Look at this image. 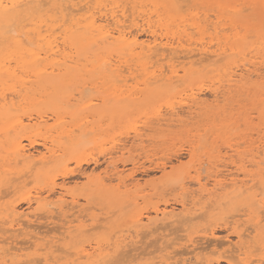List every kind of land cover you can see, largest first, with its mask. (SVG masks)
I'll return each mask as SVG.
<instances>
[{"label": "rangeland", "instance_id": "374dc122", "mask_svg": "<svg viewBox=\"0 0 264 264\" xmlns=\"http://www.w3.org/2000/svg\"><path fill=\"white\" fill-rule=\"evenodd\" d=\"M76 1L67 0V3L71 5L76 2L75 4L79 3L77 4L78 6L84 5L85 3L83 2L85 0ZM113 2L118 5L114 6ZM162 2L164 1L91 0V2L88 1L87 5L92 6L94 9L100 8L101 13L106 9L105 12L108 13L115 10V13L121 16V18L119 17L121 21L127 19L126 15H129L128 19L123 20L124 23L123 21L122 23L125 27H128L126 28L128 31L130 27L134 26L131 30H133L132 32L135 33L139 41L141 39L143 41L145 39V41L151 39L152 34L158 36V39L161 38L163 42L166 40L172 43L173 41L172 44L178 47L179 54L176 52L177 54L174 53L172 56L176 55L173 57H177V55H180L179 57L169 60L171 55H166L167 57L164 56L165 58L163 56H154L152 59L138 55V48L133 50V48L131 49L128 46L123 48L125 50L114 49L115 47L112 43L99 39L98 32L95 31L93 32V39L87 46L79 49L72 47L70 50L66 46L67 49L65 48V52L68 55L75 56L74 59L76 60V63L71 62L74 66L72 72L69 74L56 73L49 78H35L30 76L31 78H27V83L22 90H20V86L16 83L14 85L17 87V90L14 87V93H8V97L13 98V101H16V105H20L17 106L13 114L16 117L18 115V118L22 119L24 129L18 127L17 132L21 130V133H25L26 136L31 137L36 142L33 147H28V150L34 154L39 150L43 151L41 142L42 137L46 136L50 137V139H55V143L60 144L62 147L58 152L62 156L58 154L55 161L51 162L47 167L42 168L41 166H36L32 168L31 173L25 174L22 169V172H20L25 174L22 177L19 176L21 173L18 174L16 172L18 168L16 169L14 167L13 162H7L8 158L5 150L0 148V157H2L0 165L3 164L0 167V170L3 171L0 172V175L2 174L1 176H3L0 177V189L5 190L8 187L4 182L7 181V178L10 181V178H12L10 176H13V180L10 182H13L14 186H21H19L20 188L15 187V189H13L14 186L13 188H7L8 192L12 190L10 193H7L6 190L3 191L7 195L1 191L3 195H0V205L3 206L5 203L12 202L18 206L16 210L20 211V213L23 212V214L27 213V217L29 216L28 221L30 220L29 222L27 221L26 225H22L20 229L18 228V231L22 229V232H17L16 227H14L15 230L12 232L10 229L8 231V228L6 231L11 232L12 245L20 246L23 249L19 253L22 254L27 250L29 252H25L24 254H29V256L26 255V258L30 257L31 259L32 257L38 256L36 260L33 258L32 261L34 263L32 261L22 262L21 259L22 264H59L57 262L61 261L62 264H86L84 257L80 259L76 255V249L80 251L83 248L87 251L89 250L88 252H92L94 248L101 253L106 250V252L111 253V256L117 251L115 258L113 255V259L111 257L112 260L109 259L111 261L108 263V260L107 264H119L120 260V264H183V261L186 262L187 260L193 262L190 263L187 261L190 264H207L209 260L218 261L219 264H236L232 261L230 254L232 256L237 254V245L243 247L242 251L245 252V254L243 252L240 254L243 264H264V241L261 240L264 239V214H262L264 213V208L261 205L257 208L255 203V200L260 199L262 196L264 197V186L262 187L264 185V0H189V2L188 0H171L167 7H164V3ZM182 5L185 6L182 7ZM126 8L127 10L125 11ZM50 9L51 6L49 5L43 7L40 15H45V17L42 18L45 19L47 15L52 14ZM75 11L71 12L72 14H68L69 16L67 15L66 19L68 21L66 20L61 28L68 26L71 18H77L78 15ZM121 12H124V14H120ZM74 13L76 14L74 15ZM98 13L96 14L97 17H99ZM172 13L174 14L172 15ZM22 15L16 16L12 22H19L17 28L23 26L22 29L24 30L25 27L29 28L30 25L24 26L22 24L27 22L22 21ZM223 16L225 17L223 18ZM122 17L124 18L122 19ZM37 19L39 18L35 20ZM110 20L111 18L108 19L109 22H111ZM147 20L151 21V23ZM185 21L187 22L185 23ZM47 22L49 23L48 19ZM102 22L104 23L105 21L103 20ZM54 23L57 25L60 22L56 21ZM148 23L151 25L148 26ZM14 25L17 26L15 23ZM218 28H220L219 32ZM59 31L60 29L56 28V32ZM247 35H250V37ZM231 36L233 37L231 38ZM8 43L10 42L7 41L5 44L0 45V55H4L6 50L8 51L13 48L12 43ZM205 45L208 46L206 47ZM213 45L216 46L214 47ZM209 46L213 47L210 49L212 51L214 49V53L210 51ZM217 47L223 53L220 49H216ZM182 48L185 50L181 51ZM201 48H206L210 52L205 53L207 55L199 54L198 49ZM193 53H196L197 61ZM187 54H191V56H187L189 57L187 58L185 56ZM229 54L231 55L229 56ZM208 55L212 56L208 57ZM218 55L221 57L225 55V58L218 61L217 58H220ZM201 56H205L207 59L205 57L203 60L198 58ZM122 57L126 58L123 59ZM215 59L217 62H215ZM151 61H153V66ZM180 61L182 62L180 63ZM193 61H196V63L192 64ZM212 62L215 65L210 64ZM167 63L169 65L168 67ZM111 64L120 65L121 76L127 80H125L124 84L120 81L121 77H117L110 71L114 68ZM174 64L175 66H173ZM157 65L158 67H156ZM146 66H149V69L147 67V70H145ZM172 66L178 70L179 77L177 79L175 77L168 81L162 78L157 83L146 85L147 82L152 81L148 79L152 73L154 75L157 71L158 75L157 73L155 75L160 78L165 73V75L169 74L168 68L170 69ZM219 67L220 69H218ZM162 68L164 69V73H162ZM239 75L244 76L243 79H240ZM178 79L181 81L179 84ZM160 82H166L167 84L161 85ZM174 86L176 87L174 88ZM10 91L12 90L10 89ZM223 93L224 95H222ZM18 94L23 99L18 97ZM215 95L217 96L215 97ZM194 96H196L195 101ZM67 104L70 106H67ZM194 111L197 112L194 114ZM37 112L43 115L46 121L45 127L49 130L46 128L28 127L30 124V122H27L28 115H31L34 120ZM191 116L193 117L191 118ZM160 120L161 123L159 124ZM13 131L9 130L8 134L12 135L14 133ZM5 133L3 123L0 120L1 139H5L7 135ZM80 133H82L81 136ZM69 139H73L75 144H78L79 141H82L83 144L80 142L81 144L79 145L74 146V143L69 145V141H67ZM24 142L26 143L27 140H24ZM122 146L128 151H120L118 148ZM109 164L110 166H108ZM10 166L12 169L8 171ZM13 169L15 172L12 174L11 171H14ZM209 173L211 176L220 180H225L228 177L227 175L231 174L237 181L239 180L236 186H239L240 180L244 179L245 186H252V189H245V186H243L244 190L242 191L240 188L238 191V189H233L235 186L232 187L228 184V187L224 186L223 189L216 190L213 194L214 196H208L205 193L203 194V192L201 194L196 177L198 175L205 177L210 175ZM26 175L29 176L26 177ZM36 177H38L37 180ZM52 177H54L56 185L53 188L54 191L51 189L52 192H50L47 183ZM24 179L31 181H25ZM252 182H257L255 184L256 187L253 186L254 184ZM61 185L77 197V207L72 210L65 207L63 213L58 210L44 211L37 208V204L33 201L37 194L42 196L48 195L49 197L51 195L53 198L50 197V199H54L59 195L60 189L58 188ZM259 185L260 187H258ZM208 187H211V184H208ZM216 192L218 193L216 194ZM258 192H262V194ZM194 193L195 195H192ZM183 195L186 197H182ZM200 195L201 200L197 201L198 204L193 202L194 199L197 200V197L200 199ZM202 195L206 196L203 197ZM87 197L88 199H86ZM66 198L69 200L68 196ZM27 199L32 201L30 202L31 204L27 202ZM225 200L228 201V204ZM182 201L185 202V205L187 204V209H189L190 205L192 207L193 203L195 206L203 205L202 210L206 213L200 214L198 212L201 216L199 215V217L192 219L190 222L183 218L184 220L181 219L182 221H179V224L181 223L180 225H178V221L168 222L170 223L169 225L167 222H165L167 224L162 223L163 221L159 219L160 215L157 216L153 211L154 207L157 206L159 208H172L178 212V210L183 209L182 205H180ZM164 204L168 205L165 206ZM258 209H263V211H258ZM54 212H59V214L55 215ZM54 216L55 218L58 216V218L55 219ZM156 217L158 220H155ZM73 218H77L75 220L76 222H74ZM148 218L154 219V223L148 224ZM259 218L262 220L256 225ZM70 220L73 222L70 223ZM158 222H160V225ZM0 223L3 224L2 221ZM72 223L75 224V226L71 227L74 229L70 233H67L65 230L68 225H73ZM97 223L100 226L95 227ZM35 224H38V226ZM175 224L178 226L173 227ZM27 225L32 227L30 228ZM6 226L8 225L6 224ZM6 226L3 224L0 226V229L4 230ZM23 226L26 227L23 229ZM168 226L170 227L168 228ZM87 228H89L88 231H86ZM155 228H158L157 231H155ZM244 228L247 230H244ZM3 230L1 231L3 232ZM57 230L61 232L59 233ZM148 230L149 232H147ZM243 230V237L240 239L238 233H241ZM8 232L3 233L2 237L6 236V234L8 235ZM29 233H32V235ZM66 234L68 235L67 237H65ZM246 234L248 235L246 236ZM33 235L40 236L43 239L35 236V238L31 237ZM44 238L47 240L44 241ZM81 238L83 241L80 240ZM226 239L229 240L226 241ZM21 240L26 241L22 243ZM135 240L137 241L135 242ZM46 241H48L46 249H42L40 244H46ZM124 241L125 244H123ZM216 241L220 245H217ZM221 241L224 242L221 244ZM28 242H31V244L28 245ZM127 242L129 245H126ZM122 244L126 246H122ZM93 245H97L98 247L100 245V247H92V251H90ZM250 245L252 246L250 247ZM201 246L205 248L201 249ZM56 247H62L67 252L63 251L64 249L59 250L60 248L57 250ZM132 247L133 250L131 249ZM211 247L213 252L211 251ZM117 248L121 250L122 255L119 254L120 252H118ZM251 248L253 250L254 248L258 249L252 251ZM72 249H75L74 257L76 260L71 258L73 257V254H71L73 253ZM127 249H131L129 253L127 252L129 255L131 254L130 256L134 252L135 254L133 253V256L137 257H127L125 252ZM42 250L45 253L48 251L47 256L51 253L50 256L52 258L48 256V263L40 259V252ZM185 251L186 254L184 253ZM223 251H226L229 256L223 253ZM45 253H41L42 257ZM177 253H180V255ZM164 254L167 256H164ZM225 254L231 260L222 257ZM120 255L122 257H119ZM117 256L119 257L118 259ZM167 257H172L176 262L170 259L171 262ZM26 258L25 261L27 260ZM38 258L41 260V263L37 260ZM121 258L125 259L124 262ZM179 258L181 262H177L180 261ZM163 259L166 260V263L159 262ZM35 261L38 262L36 263ZM140 261L141 263H139ZM187 262L186 264H188ZM241 262L239 261L237 264H242ZM14 264H18V262Z\"/></svg>", "mask_w": 264, "mask_h": 264}, {"label": "bare ground", "instance_id": "6f19581e", "mask_svg": "<svg viewBox=\"0 0 264 264\" xmlns=\"http://www.w3.org/2000/svg\"><path fill=\"white\" fill-rule=\"evenodd\" d=\"M73 1V0H72ZM76 1V0H75ZM88 1L89 2H91V0H85V1H83V2H85L84 3V5H77V4H79V3H77V4H71V5H69L68 3H67V0H0V45L1 44H5V42H10V43H12V46H13V48L11 49V50H6V52H4L5 54L4 55H0V120L2 121V123H3V129H4V132H6L5 134H7L6 136H5V139L3 140V139H1V137H0V148L2 149L3 148V150H5V154H6V156H7V158H8V161L7 162H9V163H11V162H13V164H14V167H16V169L18 170V171H16L18 174H20L22 171V169L24 170V173L26 174V173H31V171H32V168H34V167H36V166H41L42 168L43 167H47L51 162H53V161H55V159L57 158V156H58V152L61 150V145L60 144H56L55 142H56V140L55 139H50V137H48V136H46V137H42V142H41V146L43 147V151H41V150H39L38 152H36L35 154L34 153H31L29 150H28V147H33L34 146V144L36 143L35 142V140L34 139H31V137L29 138L28 136H26L25 135V133H21L20 131L19 132H17V129H18V127L19 128H21V129H24V124H23V121H22V119H20V118H18V115H17V117L16 116H14V114H13V112H14V110H16V108H17V106H20V105H16L15 104V102L16 101H13V98H11V97H8V93L9 92H13L14 91V87H15V85L14 84H16V83H18V85L20 86V90H22V88L24 87V85L27 83V78H29L30 76H33V77H35V78H41V77H47V78H49L50 76H53V75H55L56 73H58V74H60V73H65V74H69L70 72H72V69L74 68V66L71 64V62H74V63H76V60L74 59V57L75 56H73V55H68L66 52H65V48H66V46H68L69 47V50H70V48H72V47H74V48H76V49H79V48H83V47H85V46H87V44L93 39L92 37H93V32H98V36H99V39H101V40H106V41H109L110 43H112L113 45H114V49H123V48H125V47H128L129 46V48H133V50H135V49H139V51L137 52V54L138 55H142V56H144V57H146V58H154V56H168V55H171L170 57H169V60L171 59V58H177V57H179L178 55H177V57H173V56H176V55H173L172 56V54H174V53H178V47L177 46H174L172 43H173V41H172V43H170L171 41H166L165 40V42H163V41H161V38L160 39H158V36H156V35H151L152 36V38L151 39H148L147 41H143L142 39H141V41H139V39L137 38V36L135 35V33L134 32H132L133 30H131V28L132 27H134V26H132V27H130V29H129V31L126 29V28H128V27H125L124 26V21L125 20H127L128 19V16L129 15H126L127 16V19H123L124 17H122V19L124 20H122L123 21V23H122V21L119 19V17L121 18V16H119L117 13H115L116 11L115 10H113L112 12H105L106 10H104L107 6H108V4H107V6L103 9L104 10V12L103 13H101V11H100V8H96V9H94L92 6H89V5H87L88 4ZM102 1V0H101ZM106 1H108V0H106ZM144 1V0H143ZM149 2H150V0H148ZM164 2H162V3H164V7H167L168 6V4L171 2V0H163ZM183 1V0H182ZM185 1V0H184ZM187 1V0H186ZM199 1V0H198ZM188 2H189V0H188ZM212 2V1H211ZM103 3V2H102ZM107 3V2H106ZM110 3V2H109ZM177 3V2H176ZM261 3V2H260ZM113 4H114V6H117L118 4H115L114 2H113ZM151 4V3H150ZM47 5H49V6H51V11H52V14H50V15H47L46 16V18L44 19V18H42V17H45V15L44 16H42V15H40V12H41V10L43 9V7L44 6H47ZM111 5V4H110ZM136 5V4H135ZM153 5V4H152ZM219 5V4H218ZM78 6V7H77ZM94 6V5H93ZM157 6V5H156ZM185 6V5H184ZM183 5H182V7H184ZM69 7H71V8H69ZM126 7V6H125ZM143 7V6H142ZM146 7V6H145ZM153 7V6H152ZM158 7V6H157ZM181 7V8H182ZM238 7V6H237ZM236 7V8H237ZM249 7V6H248ZM102 8H103V6H102ZM111 8V7H110ZM110 8H108V10H110ZM116 8V7H115ZM144 8V7H143ZM180 8V9H181ZM213 8V7H212ZM221 8V7H220ZM232 8H234V7H232ZM69 9V10H68ZM113 9V8H112ZM124 9V8H123ZM151 9V8H150ZM192 9V8H191ZM235 9V8H234ZM247 9V8H246ZM65 10H67L66 12H65ZM74 10H76L75 12L77 13V18L76 19H74V18H71L70 19V24L68 25V26H64L63 28H61L63 25H64V22L67 20L66 19V17H67V15L68 14H70L71 12H73ZM98 13V12H100V13H98L99 14V17H97L96 16V14H95V11ZM98 10V11H97ZM119 10V9H118ZM121 10V9H120ZM127 10V8L125 9V11ZM190 10V9H189ZM225 10V9H224ZM240 10V9H239ZM244 10V9H243ZM48 11V10H47ZM69 11V12H68ZM123 11V10H122ZM128 11H129V9H128ZM151 11V10H150ZM81 12V13H80ZM118 13H119V11H117ZM149 12V11H148ZM152 12V11H151ZM160 12V11H159ZM76 13H74V15L76 14ZM144 13V12H143ZM150 13V12H149ZM21 14H23L22 15V17H23V20H22V18H21V20L22 21H27V22H25V23H22V24H24V26L25 25H27L28 26V24L30 25L29 26V28H26L25 27V29L23 30L22 29V27L23 26H20L19 28H17L18 27V25L17 24H19V22L18 23H16V22H14L17 26H13V19L16 17V16H19V15H21ZM72 14V13H71ZM118 16H117V15ZM120 14H124V12L122 13H120ZM128 14V13H127ZM142 14V13H141ZM152 14V13H151ZM174 13H172V15H173ZM184 14V13H183ZM144 15V14H143ZM150 15V14H149ZM162 15H163V13H162ZM167 15H169V14H167ZM171 15V17H173ZM185 15V14H184ZM69 16V15H68ZM123 16V15H122ZM141 16V15H140ZM183 16V15H182ZM220 16V15H219ZM228 16V15H227ZM230 16V15H229ZM108 17H110L111 18V22H109L108 21V19H110V18H108ZM136 17H138V16H136ZM146 17V16H145ZM179 17V16H178ZM216 17H217V15H216ZM225 16H223V18H224ZM36 18H39V19H37V20H35ZM104 18V19H103ZM135 18V17H134ZM133 18V19H134ZM140 18V17H139ZM174 18V17H173ZM218 19H219V17H217ZM47 19L49 20V23L47 22ZM133 19H132V21H133ZM155 19H157V18H155ZM155 19H154V21H155ZM160 19V18H159ZM162 19V18H161ZM170 19V18H169ZM21 20H20V22H21ZM105 21L104 23L102 22V21ZM138 20V19H137ZM152 20V19H151ZM227 20V19H226ZM228 20H229V18H228ZM56 21H58V22H60L59 24H55L54 22H56ZM68 21V20H67ZM135 21V20H134ZM140 21V20H139ZM143 21V20H142ZM148 21V20H147ZM136 22H138V21H136ZM144 22V21H143ZM148 22H150L151 23V21H148ZM184 22V21H183ZM182 22V23H183ZM187 21H185V23H186ZM69 23V22H68ZM128 23H129V21H128ZM140 23H142V22H140ZM145 23V22H144ZM193 23V22H192ZM67 24V23H66ZM143 24V23H142ZM166 24V23H165ZM188 24V23H187ZM125 25H128V24H125ZM146 25V24H145ZM148 26H150L151 24H147ZM175 25V24H174ZM137 27H139L138 25H136ZM135 26V27H136ZM182 26V25H181ZM192 26H193V24H192ZM144 27V26H143ZM146 27V26H145ZM159 27V26H158ZM194 27V26H193ZM195 27H196V25H195ZM56 28H59L60 29V31L59 32H56ZM202 28V27H201ZM207 28V27H206ZM2 29H4V30H2ZM219 29L220 28H218V32H219ZM130 30H131V32H130ZM139 30V29H138ZM145 30V29H144ZM143 30V31H144ZM149 30V29H148ZM147 30V31H148ZM158 30H159V28H158ZM161 30H162V28H161ZM163 30H164V27H163ZM175 30V29H174ZM178 30V29H177ZM207 30V29H206ZM222 30V29H221ZM225 30V29H224ZM136 31V30H135ZM140 31V30H139ZM139 31H137V32H139ZM216 31V30H215ZM141 32V31H140ZM139 32V33H140ZM161 32V31H160ZM134 33V34H133ZM152 33H153V31H152ZM188 33V32H187ZM157 34V33H156ZM162 34V33H161ZM165 34V33H164ZM213 34V33H212ZM235 34V33H234ZM236 34H238L237 32H236ZM240 34V33H239ZM148 35V34H147ZM149 35V36H150ZM170 35V34H169ZM217 35H219V34H217ZM226 35V34H225ZM242 35V34H241ZM234 36V35H233ZM233 36H231V38L233 37ZM248 36V35H247ZM140 37V36H139ZM170 37V36H169ZM176 37V36H175ZM186 37V36H185ZM203 37V36H202ZM237 37V36H236ZM248 37H250V35L248 36ZM247 37V38H248ZM183 38V37H182ZM214 38V37H213ZM200 39V38H199ZM182 41H183V39H181ZM191 40V39H190ZM222 40V39H221ZM224 40V39H223ZM98 41V40H97ZM181 41V42H182ZM200 41V40H199ZM206 41V40H205ZM212 41H213V39H212ZM211 41V42H212ZM220 41V40H219ZM99 42V41H98ZM184 42H185V40H184ZM203 42V41H202ZM210 42V43H211ZM216 42V41H215ZM222 42V41H221ZM224 42H225V40H224ZM10 43H8V44H10ZM178 43H179V41H178ZM190 43V42H189ZM191 43H192V41H191ZM190 43V44H191ZM209 43V44H210ZM180 44V43H179ZM194 44V43H193ZM200 44V43H199ZM214 44V43H213ZM218 44V43H217ZM201 45V44H200ZM212 45V44H211ZM256 45V44H255ZM262 45V44H261ZM180 46V45H179ZM202 46H204V45H202ZM206 46V45H205ZM208 46V45H207ZM206 46V47H207ZM214 46V45H213ZM216 46V45H215ZM214 46V47H215ZM225 46V45H224ZM223 46V47H224ZM227 46V45H226ZM212 47V46H211ZM210 46H209V49L211 48ZM228 47V46H227ZM252 47V46H251ZM185 48V47H184ZM213 48V47H212ZM224 48H226V47H224ZM1 49V48H0ZM67 49V48H66ZM130 49V50H131ZM193 49V48H192ZM216 49H220V48H216ZM228 49V48H227ZM123 50H125V49H123ZM183 50V48L181 49V51ZM185 50V49H184ZM183 50V51H184ZM194 50H195V48H194ZM199 50V54H204V55H207V54H205V53H207V52H210V51H212L211 49H210V51L209 50H207L206 48H201V49H198ZM224 50V49H223ZM226 50V49H225ZM188 51V50H187ZM187 51H186V53H187ZM220 51H221V49H220ZM73 52V51H72ZM71 52V53H72ZM213 53L215 52V50L213 49V51H212ZM222 52V51H221ZM103 53V52H102ZM101 53V54H102ZM176 53V54H177ZM223 53V52H222ZM179 54V53H178ZM181 54V53H180ZM185 54V53H184ZM194 54V53H193ZM198 54V53H197ZM248 54V53H247ZM112 55V54H111ZM195 56V58H196V53L194 54ZM214 55V54H213ZM231 54H229V56H230ZM235 55H236V53H235ZM166 56V57H167ZM184 56V55H183ZM186 57L187 56H191V54H187V55H185ZM184 56V57H185ZM193 56V55H192ZM210 56H212V55H208V57H210ZM220 55H218V57H219ZM107 57V56H106ZM116 57V56H115ZM118 57V56H117ZM205 56H201V57H198V58H201V60H203V59H207V57H205ZM227 57V56H226ZM240 57V56H239ZM104 58H105V56H104ZM108 58V57H107ZM110 58V57H109ZM118 58H120V57H118ZM117 58V59H118ZM123 58V57H122ZM126 58V57H125ZM125 58H123V59H125ZM152 58V59H153ZM162 58V57H161ZM161 58H160V60H161ZM165 58V57H164ZM183 58V57H182ZM187 58H189V57H187ZM186 58V59H187ZM223 58H225V55H223L222 57L220 56V58H217V60L218 61H220V60H222ZM113 59V58H112ZM142 59V58H141ZM150 60V59H149ZM157 60V59H156ZM158 60H159V58H158ZM200 60V59H199ZM217 60L215 59V62H217ZM139 61V60H138ZM155 61V60H154ZM174 61V60H173ZM196 61H197V58H196ZM196 61H193L192 62V64L194 63H196ZM205 61V60H204ZM11 62H13V63H11ZM112 62V61H111ZM153 61H151V63H152ZM155 62H158V61H155ZM155 62H154V64H155ZM182 61H180V63H181ZM89 63V62H88ZM103 63V62H102ZM107 63V62H106ZM110 63V62H109ZM108 63V64H109ZM114 63H116V62H114ZM119 63V62H118ZM147 63H148V60H147ZM171 63V62H170ZM169 63V64H170ZM173 63V62H172ZM175 63V62H174ZM177 63H179V62H177ZM179 63V64H180ZM184 63H186V61H184ZM189 64H190V62H188ZM187 64V63H186ZM200 64V63H199ZM198 64V65H199ZM210 64H213V65H215L213 62L212 63H210ZM223 65H224V63H222ZM221 64V65H222ZM87 65V64H86ZM146 65H148V64H146ZM151 65V64H150ZM149 65V66H150ZM165 65V64H164ZM185 65V64H184ZM92 66L93 67H95V65L94 64H92ZM103 66V65H102ZM111 66H114V68L113 69H111L110 71L112 72V73H114L117 77H121L120 78V81L124 84L125 83V80L126 79H124V78H122L123 76H121V69H120V65L119 64H111ZM149 66H146L145 67V70H147V67H148V69H149ZM152 66H153V63H152ZM159 66H161V65H159ZM162 66H163V64H162ZM166 66V65H165ZM169 65H168V63H167V67H168ZM173 66H175V64L173 65ZM170 67V69L168 68V70H169V74H167V75H163V76H161L160 78H158V76H156L155 74L157 73V71H156V73L154 74V75H150L149 77H148V79H151L152 81H150L149 83L147 82V80H146V82H147V84L146 85H148V84H154V83H157L158 81H160V80H162V78H165V80H171V79H173V78H175L176 77V79L179 77V75H178V70H176L174 67ZM156 67H158V65L156 66ZM184 67H186V66H184ZM188 67V66H187ZM206 67V66H205ZM204 67V68H205ZM221 67V66H220ZM220 67L218 68V69H220ZM263 67V66H262ZM164 68V67H163ZM162 68V69H163ZM203 68V69H204ZM232 68V67H231ZM129 69H131V68H129ZM159 69V68H158ZM167 69V68H166ZM188 69V68H187ZM226 69V68H225ZM123 70V69H122ZM134 70V69H133ZM137 70V69H136ZM135 70V71H136ZM156 70H157V68H156ZM167 70V71H168ZM131 71V70H130ZM155 71V70H154ZM162 71V70H161ZM187 71V70H186ZM217 71V70H216ZM158 72H160V71H158ZM244 72V71H243ZM132 73V72H131ZM161 73V72H160ZM162 73H164V69H163V72ZM168 73V72H167ZM210 73V72H209ZM251 73V72H250ZM260 73V72H259ZM253 74H255V73H253ZM104 75V74H103ZM157 75H158V73H157ZM251 75V74H250ZM256 75V74H255ZM160 76V75H159ZM221 76V75H220ZM224 76V75H223ZM226 76V75H225ZM253 76V75H252ZM260 76H261V74H260ZM259 76V77H260ZM239 77H240V79H243V77H242V75H239ZM255 77V76H254ZM257 77V76H256ZM31 78V77H30ZM260 78H263V77H260ZM239 79V82L241 83V80ZM257 79V78H256ZM175 80V79H174ZM179 80V79H178ZM127 81V80H126ZM164 81V80H163ZM177 81V80H176ZM118 82V81H117ZM172 82V81H171ZM181 81L179 80V82H178V84L180 83ZM238 82V83H239ZM161 83V82H160ZM166 82H162L161 83V85L163 84H165ZM236 83H237V81H236ZM167 84V83H166ZM165 84V85H166ZM182 84V83H181ZM180 84V85H181ZM28 85V84H27ZM158 85V84H157ZM160 85V84H159ZM160 85V86H161ZM34 86V85H33ZM159 86V87H160ZM124 87H125V85H124ZM176 86H174V88H175ZM17 87H15V89H16ZM173 88V87H172ZM10 89L12 90V91H10ZM242 89V88H241ZM9 90V91H8ZM17 90V89H16ZM16 90H15V92H16ZM212 90V89H211ZM225 90V89H224ZM8 91V92H7ZM214 91V90H213ZM221 91V90H220ZM7 92V93H6ZM23 92V91H22ZM215 92H216V89H215ZM215 92H214V94H215ZM14 93V92H13ZM13 93H11L12 95H13ZM229 93H230V91H229ZM7 94V95H6ZM11 94H9V95H11ZM15 94H17V93H15ZM83 94V93H82ZM194 94V93H193ZM236 94V93H235ZM19 95V94H18ZM198 95V94H197ZM217 95H218V93H217ZM217 95H215V97L217 96ZM222 95H224V93L222 94ZM221 95V96H222ZM124 96V95H123ZM18 97H20V95L18 96ZM42 97V96H41ZM223 97V96H222ZM221 97V98H222ZM21 98V97H20ZM19 98V99H20ZM25 99H26V97H24ZM28 98V97H27ZM17 99V98H16ZM21 99H23V97L21 98ZM25 99H24V101H25ZM70 99V98H69ZM195 99H196V96H194V101H195ZM203 99V98H202ZM27 100V99H26ZM205 100V99H204ZM212 100V99H211ZM217 100V99H216ZM222 100V99H221ZM224 100H225V98H224ZM79 101V100H78ZM198 101V100H197ZM196 101V102H197ZM220 101V100H219ZM262 101V100H261ZM120 102V101H119ZM198 102H200V101H198ZM30 103V102H29ZM88 103V102H87ZM130 104V103H129ZM204 104V103H203ZM22 105H23V103H22ZM67 106H70L69 104H67ZM59 108V107H58ZM262 108V107H261ZM194 110H196V109H194ZM191 111V110H190ZM195 112H197V111H194V114H195ZM172 113V112H171ZM174 113V112H173ZM172 115V114H171ZM174 115V114H173ZM186 117H187V115H185ZM193 116H191V118H192ZM188 118H189V116H188ZM58 119H59V117H58ZM61 120V119H60ZM166 120V119H165ZM168 121H170V120H168ZM172 121H173V119H172ZM181 121V120H180ZM27 122H30V124H29V126L28 127H39L40 129L41 128H46L47 129V127H45L46 126V121H45V118H43V115L40 113V112H37L36 113V117H34V120H33V117L31 116V115H28V121ZM161 123V120H160V122H159V124ZM171 123V122H170ZM162 124H164V123H162ZM26 125H27V123H26ZM25 125V126H26ZM165 125V124H164ZM171 125H172V123H171ZM184 125V124H183ZM151 126V125H150ZM168 126V125H167ZM92 127V126H91ZM164 127V126H163ZM169 127V126H168ZM154 128H155V125H154ZM156 128H157V126H156ZM9 130L11 131V130H14L13 132V134L12 135H9L8 134V132H9ZM47 130H49V129H47ZM74 130H76V129H74ZM58 131V130H57ZM62 131V130H61ZM72 131V130H71ZM89 130L87 129V132H88ZM68 132V131H67ZM89 133V132H88ZM91 133V132H90ZM85 134H87L86 132H85ZM84 134V135H85ZM56 135V134H55ZM82 135V133H80V136ZM1 136V135H0ZM54 136V135H53ZM61 136V135H60ZM59 136V137H60ZM68 136H70V135H68ZM73 136H74V134H73ZM62 137V136H61ZM83 137V136H82ZM63 138H65V137H63ZM62 139V138H61ZM66 139V138H65ZM65 139H64V141H65ZM24 140H27V142L25 143L24 142ZM67 141H69L68 142V144L69 145H72L73 143H74V141H73V139H69V140H67ZM83 144V142L82 141H79L78 142V144H75L74 143V146L75 145H79V144H81V143ZM67 144V143H66ZM234 147V146H233ZM120 151H126L125 150V148H123V146L122 147H119L118 148ZM128 151V150H127ZM260 151V150H259ZM117 152V151H116ZM115 152V153H116ZM242 152V151H241ZM3 154H4V152H3ZM59 155H61V154H59ZM111 155V154H110ZM120 155V154H119ZM62 156V155H61ZM236 156V155H235ZM1 158L2 157H0V160H1ZM223 158V157H222ZM235 158V157H234ZM3 159H4V157H3ZM218 160H219V158H218ZM2 161V160H1ZM4 161V160H3ZM250 161V160H249ZM5 162H6V159H5ZM4 163V162H3ZM21 166H20V165ZM56 164V163H55ZM60 164V163H59ZM115 164V163H114ZM204 164V163H203ZM249 164V163H248ZM1 165H3V164H1ZM1 165H0V167H1ZM58 165V164H57ZM175 165V164H174ZM174 165H172V166H174ZM178 165V164H177ZM254 165V164H253ZM108 166H110V164L108 165ZM169 166V165H168ZM176 166V165H175ZM216 166H217V164H216ZM219 166V165H218ZM227 166V165H226ZM231 166V165H230ZM19 167H20V169H19ZM162 167H163V165H162ZM204 167V166H203ZM170 168H171V166H170ZM10 169H12V167L10 166V168L8 169V171H10ZM163 169V168H162ZM5 170H7V169H5ZM14 170V169H13ZM21 171V172H20ZM0 172H3V171H1L0 170ZM12 172V174L15 172V170L14 171H11ZM11 172H9V174H11ZM20 174L19 176L20 177H22V175H24L25 176V174ZM35 173V172H34ZM263 173V172H262ZM114 174H116V173H114ZM210 174V173H209ZM227 174V173H226ZM2 175V174H1ZM0 175V177H3V176H1ZM29 175H31V174H29ZM29 175H26V177L27 176H29ZM117 175V174H116ZM217 175V174H216ZM228 177L225 179V180H220V179H216L215 177H213V176H211V174L210 175H207V176H205V177H203V176H201V175H198L197 177H196V182L199 184V190L201 191V194H202V192H203V194L205 193V194H207L208 196H214L213 194H214V192L216 191V190H218V189H220V188H224V186H227L228 184H229V186L231 185L232 187H234L233 189H238V191H239V189L241 188V190L243 191L244 190V188L245 189H249V188H251V187H247V186H245L246 184L244 183V179L243 180H240L241 182H240V185L239 186H236V185H238L237 184V182H239V180L237 181V179L236 178H234L231 174L229 175H227ZM256 176V175H255ZM10 177H12V178H10L11 180L10 181H12L13 180V176H10ZM15 177V176H14ZM18 177V176H17ZM25 177V178H26ZM115 177V176H114ZM167 177V176H166ZM250 177V176H249ZM37 178L38 177H36V180H37ZM120 178V177H119ZM256 178H257V176H256ZM113 179V178H112ZM121 179V178H120ZM205 179V181H203L202 182V180H204ZM25 180V179H24ZM29 180V179H28ZM27 179L25 180V181H28ZM181 180V179H180ZM212 180V181H211ZM256 180V179H255ZM254 180V181H255ZM6 181V180H5ZM9 181V179L7 178V181L6 182H4V184H7L8 185V187L7 188H13V186H14V183L13 182H10ZM29 181H31V180H29ZM34 181H35V179H34ZM109 181V180H108ZM114 181V180H113ZM258 181H260V180H258ZM46 182V181H45ZM194 182V181H193ZM192 182V183H193ZM248 182V181H247ZM8 183H10V184H8ZM19 183H21V182H19ZM26 183H29V182H26ZM188 183V182H187ZM225 183H227V184H225ZM253 183V182H252ZM251 183V184H252ZM257 182H255V183H253L252 185L254 186V187H256L255 186V184H256ZM261 183V182H260ZM208 184H211V187H208ZM259 184V183H258ZM263 184V183H262ZM47 185L49 186V190H50V192H52L51 191V189L53 190V188H54V186L56 185V183H55V180H54V177H52V178H50V180L48 181V183H47ZM183 185H184V183H183ZM0 186H1V183H0ZM20 186V185H19ZM19 186H14V188L13 189H15V187H19ZM188 186V185H187ZM243 186H245L244 188H243ZM264 185H262V187H263ZM21 187V186H20ZM19 187V188H20ZM102 187V186H101ZM105 187V186H104ZM177 187H179V186H177ZM228 187V186H227ZM258 187H260V185L258 186ZM257 187V188H258ZM7 188L5 189L6 191H7V193H10L12 190H9V192H8V190H7ZM190 188V187H189ZM16 189H18V188H16ZM58 189H60V191H59V195L58 196H56L54 199H50V197H51V195H50V197L48 196V195H45V196H42V195H40V194H37L35 197H34V199H33V201H34V203H36L37 204V208H39V209H41V210H48V211H50V210H58L59 212H62L63 213V210H64V208L65 207H68V208H70L71 210L72 209H74L75 207H77L76 206V204H77V197L73 194V193H70L68 190H67V188H65L63 185H61V186H59V188ZM100 189V188H99ZM175 189V188H174ZM252 189V188H251ZM259 189V188H258ZM261 189V188H260ZM4 189H0V195L2 194L1 193V191L3 192V191H5ZM193 190V189H192ZM14 191H16V190H14ZM13 191V192H14ZM54 191V190H53ZM195 191V190H194ZM200 191H199V193H200ZM230 191H232V190H230ZM261 191V190H260ZM220 192V191H219ZM241 192V191H240ZM239 192V193H240ZM5 193V195H7L6 194V192H3V194ZM49 193V192H48ZM182 193V192H181ZM180 193V194H181ZM218 192H216V194H217ZM227 193V192H226ZM259 194H262V192H258ZM2 194V195H3ZM54 194V193H53ZM52 194V195H53ZM215 194V195H216ZM221 194H222V192H221ZM258 194V195H259ZM186 195V194H185ZM191 195V194H190ZM192 195H195V193L194 194H192ZM197 195H199V194H197ZM223 195V194H222ZM221 195V196H222ZM66 196H68L69 197V200H67V198H66ZM203 196V195H202ZM206 196V195H205ZM205 196H203V197H205ZM220 196V197H221ZM225 196V195H224ZM232 196V195H231ZM231 196H230V198H231ZM237 196H238V194H237ZM3 197V196H2ZM182 197H186V196H182ZM200 197V199L197 197V200L196 199H194V201L193 202H196L197 203V201L198 200H201V195L199 196ZM217 197V196H216ZM215 197V198H216ZM233 197V196H232ZM256 197H257V194H256ZM51 198H53V197H51ZM86 199H88V197L86 198ZM191 199V198H190ZM190 199H189V201H190ZM206 199H207V197H206ZM205 199V200H206ZM187 200H188V198H187ZM196 200V201H195ZM210 200V199H209ZM254 200V199H253ZM2 201V200H1ZM212 201V200H211ZM226 201V200H225ZM224 201V202H225ZM256 201V202H255ZM254 202L256 203V205H257V208H259L258 206H262L263 208H264V197L262 196L260 199H258V200H255ZM27 202L28 203H30V202H32L30 199H27ZM207 202V201H206ZM213 202V201H212ZM253 202V204H255ZM259 202V203H258ZM177 203H178V201H177ZM179 203H180V201H179ZM186 203H187V201H186ZM190 203V202H189ZM208 203V202H207ZM226 203L228 204V201H226ZM31 204V203H30ZM29 204V205H30ZM33 204V203H32ZM80 204V203H79ZM198 204V203H197ZM165 205V204H164ZM168 205V204H167ZM167 205H165V206H167ZM180 205H182V210H178V212L176 211V210H174V209H167V207L165 208H159V207H157V206H155L154 207V209H153V211H154V213L158 216V215H160V217H159V219L161 220V221H163L162 223H165V222H174V221H178V225H180L179 224V221L181 222L182 220L181 219H183V218H185V220H188V222H190L192 219H194V218H196V217H199V215L201 214V213H206L204 210H202V208H203V205L202 206H195L194 205V203L192 204V207H191V205L189 206V209H187V204L185 205V202L184 201H182L181 202V204ZM206 205H208V204H206ZM205 205V206H206ZM245 205V204H244ZM204 206V207H205ZM211 206V205H210ZM18 206H16V204H14V203H5V205H3V206H1L0 205V222L2 221V223L6 226V224L8 225V226H6L5 228H4V230L3 229H0V264H14V263H17L18 262V264L19 263H21V259H22V262H27V261H32L33 260V258L36 260V258L38 257V256H35V257H32L31 259H30V257H25L26 255L27 256H29V254H24L25 252H29V251H27L26 249H24V250H26V251H24V253H19V251L22 249V248H20V246L19 247H17V246H15L14 244L12 245V239H11V235H10V233L12 232V231H14L15 229H14V227H16L17 228V232H22V229H21V231H18L21 227H22V225H26L27 224V221H28V217H27V213H25V214H23V212L22 213H20V211H18V210H16V208H17ZM191 207V208H190ZM207 207V206H206ZM209 207V206H208ZM256 207V206H255ZM261 207V208H262ZM18 209V208H17ZM28 209V208H27ZM256 209V208H255ZM200 210H202V211H204V212H202V211H200ZM261 210V209H260ZM259 209H258V211H260ZM19 213H18V212ZM43 211V212H44ZM81 211V210H80ZM257 211V212H258ZM261 211H263V209L261 210ZM56 212V211H55ZM54 212V213H55ZM59 212H57V213H55V215L57 214H59ZM71 212V211H70ZM198 212H200V214L198 213ZM40 213V212H39ZM39 213H38V215H39ZM43 214V213H42ZM45 214V213H44ZM51 214V213H50ZM71 214H72V212H71ZM70 214V215H71ZM198 214V215H197ZM262 214H264V213H262ZM29 215V214H28ZM38 215H36V216H38ZM49 215V214H48ZM80 215V214H79ZM83 215V214H82ZM197 215V216H196ZM203 215V214H202ZM33 216V215H32ZM31 216V217H32ZM46 216V215H45ZM64 216H65V214H64ZM67 216V215H66ZM201 216V215H200ZM205 216H206V214H205ZM226 216V215H225ZM230 216V215H229ZM228 216V217H229ZM40 217V216H39ZM41 217H43V216H41ZM48 217V216H47ZM50 217H52V216H50ZM68 217V216H67ZM72 217H73V215H72ZM78 217V216H77ZM86 217V216H85ZM45 218V217H44ZM49 218V217H48ZM54 218H55V216H54ZM58 218V216L55 218V219H57ZM98 218V217H97ZM225 218V217H224ZM34 219V218H33ZM51 219V218H50ZM52 219H53V217H52ZM74 219V218H73ZM72 219V220H73ZM178 219H180V220H178ZM264 219V218H263ZM32 220V219H31ZM36 220V219H35ZM34 220V221H35ZM47 220V219H46ZM59 220V219H58ZM72 220H70L69 222L71 223V222H73ZM75 220H77V218L76 219H74V222H76ZM154 219H150V218H148V224H150V223H154V221H153ZM155 220H158V218L156 217V219ZM184 220V219H183ZM261 218H259L258 219V221H257V223H256V221H255V223H256V225L257 224H259L260 222H261ZM30 221V220H29ZM28 221V222H29ZM38 221V220H37ZM78 221H81V220H78ZM83 221V220H82ZM36 222V221H35ZM39 222V221H38ZM52 222H54V221H52ZM184 222V221H183ZM188 222H187V225H188ZM228 222H230V221H228ZM159 223V225H160V222H158ZM167 223H165V224H167ZM170 223H168L169 225H170ZM254 223V224H255ZM3 224H1L0 223V226L1 225H3ZM59 224H61V223H59ZM63 224H64V222H63ZM73 225H68V227H67V229L65 230L67 233H70V231L72 230V229H74V228H71L72 226H75V224L74 223H72ZM98 224V225H97ZM96 225H95V227H98V226H100L99 225V223H97ZM30 225H32V224H30ZM30 225H27V226H30ZM35 225H37L38 226V224H35ZM93 225V224H92ZM178 225H174L173 227H175V226H178ZM182 225H183V223H182ZM186 225V224H185ZM33 226V225H32ZM32 226H30V228L32 227ZM40 226V225H39ZM45 226V225H44ZM60 226V225H59ZM62 226V225H61ZM94 226V225H93ZM155 227H156V225H154ZM157 226H158V224H157ZM161 226H162V224H161ZM209 226V225H208ZM237 226V225H236ZM241 226V225H240ZM247 226V225H246ZM26 226H23V229L25 228ZM35 227V226H34ZM34 227H33V229H34ZM41 227H42V225H41ZM51 227H53V226H51ZM57 227V226H56ZM63 227V226H62ZM61 227V228H62ZM65 227V226H64ZM91 228H93L92 226H90ZM89 227V228H90ZM104 227V226H103ZM153 227V226H152ZM159 227V226H158ZM170 226H168V228H169ZM188 227H190V226H188ZM207 227V226H206ZM253 227V226H252ZM3 228V227H2ZM7 228H8V231H9V229H10V233L8 232V231H6L7 230ZM19 228V229H18ZM29 228V227H28ZM69 228H71L70 230H69ZM89 228H87V230L86 231H88L89 230ZM90 228V229H91ZM226 228V227H225ZM228 228V227H227ZM12 229V230H11ZM54 229V228H53ZM86 229V228H85ZM151 229V228H150ZM156 229V230H155ZM155 229H153V230H155V231H157V229L158 228H155ZM208 229V228H207ZM246 228H244V230H245ZM1 230H3V232L1 231ZM32 230V229H31ZM63 230V231H64ZM152 230V231H153ZM213 230V229H212ZM244 230L241 232V233H238V237L241 239L243 236H242V234H243V232H244ZM247 230V229H246ZM8 232L9 234L7 235L6 234V236H9V237H6V236H4V237H2L3 235V233H6V232ZM39 231V230H38ZM43 231V230H42ZM46 231H47V229H46ZM58 231V230H57ZM154 231V232H155ZM204 231H205V229H204ZM251 231V230H250ZM252 231H253V229H252ZM2 232V233H1ZM24 232V231H23ZM36 232V231H35ZM59 232V231H58ZM61 232V231H60ZM59 232V233H60ZM79 232V231H78ZM77 232V233H78ZM147 232H149V230L147 231ZM150 232H151V230H150ZM168 232V231H167ZM173 232V231H172ZM210 232V231H209ZM249 232V231H248ZM260 232V231H259ZM33 233V232H32ZM32 233H29L30 235H32ZM47 233V232H46ZM49 233V232H48ZM76 233V232H75ZM171 233V232H170ZM191 233V232H190ZM256 233V232H255ZM22 234V233H21ZM20 234V235H21ZM39 234H41V233H39ZM58 234V233H57ZM138 234V233H137ZM141 234H144V233H141ZM151 234H152V232H151ZM164 234V233H163ZM18 235V234H17ZM44 235V234H43ZM63 235V234H62ZM145 235V234H144ZM144 235H143V237H144ZM248 234H246V236H247ZM253 235V234H252ZM38 237V238H41L40 236H36V235H33V236H31V237ZM41 236H42V234H41ZM56 236V235H55ZM54 236V237H55ZM68 235L66 234L65 235V237H67ZM135 236V235H134ZM137 236V235H136ZM135 236V237H136ZM140 236V235H139ZM207 236V235H206ZM208 236H210V235H208ZM245 236V235H244ZM27 237V236H26ZM30 237V238H31ZM34 237V238H35ZM138 237V236H137ZM142 237V238H143ZM174 237V236H173ZM205 237V236H204ZM29 238V237H28ZM123 238V237H122ZM133 238V237H132ZM140 238V237H139ZM176 238V237H175ZM180 238V237H179ZM186 238V237H185ZM218 238V237H217ZM249 238V237H248ZM22 239H23V237H22ZM24 239H26V238H24ZM41 239H43V238H41ZM59 239V238H58ZM171 239V238H170ZM192 239V238H191ZM209 239H211V238H209ZM244 239V238H243ZM250 239V238H249ZM248 239V240H249ZM19 240V239H18ZM30 240V239H29ZM28 240V241H29ZM45 240H47V239H45L44 238V241ZM56 240V239H55ZM54 240V241H55ZM80 240H82V238L80 239ZM137 240H139L138 238H137ZM137 240H135V242L137 241ZM141 240V239H140ZM164 240V239H163ZM206 240V239H205ZM229 240V239H228ZM227 239H226V241H228ZM247 240V239H246ZM262 241H264V239H261ZM20 241V240H19ZM24 241H26V240H21V242L23 243ZM36 241V240H35ZM34 241V242H35ZM77 242H79L78 240H76ZM83 241V240H82ZM130 241V240H129ZM165 241V240H164ZM175 241V240H174ZM195 241V240H194ZM210 241V240H209ZM208 241V242H209ZM211 241H212V239H211ZM211 241H210V244H211ZM219 241V240H218ZM218 241H216V244L217 245H220L219 243H218ZM252 241V240H251ZM15 242H16V240H15ZM21 242H20V244H21ZM47 242L48 241H46L45 243L46 244H40V247L42 248V249H46V245H47ZM81 242V241H80ZM141 242V241H140ZM168 242V241H167ZM171 242H173V241H171ZM222 242H224V241H221V244H222ZM19 243V242H18ZM29 243V242H28ZM38 243V242H37ZM131 243H132V240H131ZM130 243V244H131ZM134 243V242H133ZM143 243V242H142ZM204 243V242H203ZM19 244V245H20ZM31 244V242L28 244V245H30ZM58 244V243H57ZM56 244V245H57ZM79 244V243H78ZM111 244V243H110ZM115 244V243H114ZM118 244V243H117ZM123 244H125V241H124V243ZM122 244V246H126V245H129V243L127 242L126 243V245H123ZM136 244V243H135ZM140 244V243H139ZM199 244V243H198ZM207 244H209V243H207ZM225 244V243H224ZM253 244V243H252ZM53 245V244H52ZM101 245V244H100ZM100 245H99V247H100ZM106 245V244H105ZM169 245V244H168ZM259 245V244H258ZM54 246V245H53ZM58 246V245H57ZM76 246H78V245H76ZM118 246H120L121 247V245H119L118 244ZM132 246H133V244H132ZM135 246H137V245H135ZM134 246V247H135ZM162 246H164V245H162ZM172 246V245H171ZM195 246V245H194ZM206 247H207V245H205ZM252 245H250V247H251ZM22 247V246H21ZM29 247V246H28ZM92 247H98L97 245L96 246H91V250L90 251H92ZM98 247V248H99ZM119 247V248H120ZM165 247H166V244H165ZM219 247V246H218ZM256 247H257V245H256ZM23 248H25V246H23ZM27 248V247H26ZM41 248H40V250H41ZM57 248V250L59 249V250H61L62 249V247H56ZM69 248V247H68ZM102 248V247H101ZM108 248H110V247H108ZM108 248H107V250H108ZM113 248V247H112ZM119 248H117L118 249V252H120L119 254H121L122 255V253H121V250L119 249ZM122 248V247H121ZM127 248H129L128 246H127ZM161 248V247H160ZM200 248V247H199ZM205 247L204 246H201V249H204ZM242 248L243 247H241L240 245H237L236 246V250H237V254H235L234 256H232V254H230V257L232 258V261L234 262V263H236L237 264V262H241L242 261V258H241V256H240V254L243 252L242 251ZM264 248V247H263ZM32 249V248H31ZM36 249V248H35ZM38 249V248H37ZM64 249V248H63ZM62 249V250H63ZM82 249V248H81ZM104 249H106V248H104ZM132 250H133V247L131 248ZM131 249H129V250H131ZM137 249V248H136ZM145 249V248H144ZM179 249V248H178ZM177 249V250H178ZM210 249V248H209ZM216 249V248H215ZM225 249H227V248H225ZM252 249V248H251ZM256 249H258V248H254V250H256ZM262 249V248H261ZM23 250V249H22ZM53 250H54V248H53ZM56 250V251H57ZM73 250V249H72ZM75 250V249H74ZM74 250H73V253H71V254H73V257H71V258H73L74 260H76L75 259V257H74ZM102 250V249H101ZM109 250H111V249H109ZM113 250V249H112ZM120 250V251H119ZM124 250V249H123ZM129 250L127 249V250H125V252H126V256L128 257V256H130L128 253H129ZM164 250V249H163ZM172 250V249H171ZM176 250V251H177ZM198 250V249H197ZM230 250V249H229ZM253 249H252V251H254ZM35 251V250H34ZM38 251V250H37ZM37 251H36V253H37ZM63 251H66L65 249L63 250ZM89 251V250H88ZM87 250H85L84 248L82 249V250H80L79 251V249H78V251H77V249H76V255L78 256L77 258H80L81 259V257H84V260H85V263L86 264H107V261L109 260V259H111V257L113 256L114 258H115V255L117 254V251H115L116 253L115 254H113L112 256H111V253H109L108 251V253L106 252V250H104V251H102L103 253H101V252H98L95 248L93 249V251L92 252H88ZM142 251V250H141ZM165 251V250H164ZM173 251V250H172ZM211 251L213 252V250H212V247H211ZM210 251V252H211ZM227 251V250H226ZM226 251L224 252L223 251V253H226ZM231 251H232V249H231ZM231 251H229V252H231ZM252 251H250L251 253H252ZM260 251V250H259ZM48 252V251H47ZM47 252L45 253V251H43L42 250V252H40V256H41V260H44L45 262H47V260H48V256H50V254L47 256ZM67 252V251H66ZM124 252V251H123ZM124 252V253H125ZM128 252V253H127ZM146 252V251H145ZM174 253H175V251H173ZM188 252H190V251H188ZM191 252H192V250H191ZM215 252V251H214ZM219 252H221V251H219ZM235 252V251H234ZM234 252H232L233 254H234ZM41 253H45L44 254V256L42 257V255H41ZM70 253V252H69ZM123 253V254H124ZM134 253V252H133ZM133 253H132V256H133ZM169 253V252H168ZM172 253V252H171ZM185 254H186V251L184 252ZM222 253V252H221ZM244 254H245V252H243ZM261 253H262V250H261ZM118 254V255H119ZM135 254V253H134ZM178 254V253H177ZM210 254H212V253H210ZM220 254V253H219ZM227 254V253H226ZM226 254H225V256H222V257H226ZM24 255V256H23ZM119 256V257H122V256ZM136 255H138V253H136ZM162 255V254H161ZM178 255H180V253L178 254ZM191 255V254H190ZM213 255V254H212ZM221 255V254H220ZM223 255V254H222ZM259 255V254H258ZM66 256H68V255H66ZM124 256V255H123ZM132 256H130V257H132ZM164 256H167V255H165L164 254ZM164 256H162V257H164ZM172 256V255H171ZM215 256V255H214ZM227 256H229L228 254H227ZM257 256V255H256ZM22 257H24V258H22ZM51 257V256H50ZM113 257H112V259H113ZM118 256H117V259L119 258ZM134 257H137V256H133L132 258H134ZM220 257V256H219ZM25 258L27 259L26 261H25ZM52 258V257H51ZM61 258V257H60ZM159 258V257H158ZM169 260L171 259L172 261H174L173 259H172V257L171 258H169V257H167ZM194 258H195V255H194ZM227 259L229 258V257H226ZM237 258V260H235ZM23 259H24V261H23ZM39 258L37 259L40 263H41V260H40ZM57 259V258H56ZM111 259V260H112ZM122 259V258H121ZM127 259V258H126ZM160 259V258H159ZM180 259V258H179ZM211 259V258H210ZM230 259V258H229ZM252 259V258H251ZM254 259V258H253ZM111 260H109L108 261V263L111 261ZM115 260V259H114ZM113 260V261H114ZM123 260V262H124V260L125 259H122ZM170 260V261H171ZM176 260V259H175ZM187 260V259H186ZM204 260V259H203ZM206 260V259H205ZM209 260V259H208ZM231 260V259H230ZM244 260H246V259H244ZM20 261V262H19ZM38 261H35L36 263L38 262ZM49 261V260H48ZM156 261V260H155ZM159 261V260H158ZM171 261V262H172ZM188 261V260H187ZM186 261V262H187ZM236 261V262H235ZM263 261V260H262ZM33 262V261H32ZM52 262H55V261H52ZM57 262V261H56ZM62 262V261H61ZM61 262H57V263H59V264H62ZM74 262V261H73ZM120 263H121V260L119 261ZM131 262V261H130ZM159 262H162V263H166V260H160ZM169 262V261H168ZM174 262H176V261H174ZM177 262H181V259H180V261H177ZM186 262L185 261H183V264H186ZM188 262H190V261H188ZM187 262V263H188ZM202 262V261H201ZM204 262V261H203ZM250 262H251V260H250ZM34 263V262H33ZM48 263V262H47ZM119 263V264H120ZM137 263V262H136ZM139 263H141V261L139 262ZM155 263V262H154ZM170 263V262H169ZM190 263H193V262H190ZM190 263H188V264H190ZM242 263V262H241ZM257 263H258V260H257ZM22 264V263H21ZM43 264V263H42ZM51 264V263H50ZM129 264V263H128ZM143 264V263H142ZM160 264V263H159ZM168 264V263H167ZM171 264V263H170ZM174 264H177V263H174ZM180 264V263H179ZM207 264H219L218 263V261H213V260H209L208 261V263ZM221 264V263H220ZM243 264V263H242ZM250 264V263H249Z\"/></svg>", "mask_w": 264, "mask_h": 264}]
</instances>
